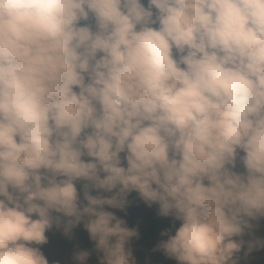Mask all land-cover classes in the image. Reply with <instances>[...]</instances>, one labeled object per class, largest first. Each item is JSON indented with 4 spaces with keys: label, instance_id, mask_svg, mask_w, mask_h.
Wrapping results in <instances>:
<instances>
[{
    "label": "clouds",
    "instance_id": "9594fccd",
    "mask_svg": "<svg viewBox=\"0 0 264 264\" xmlns=\"http://www.w3.org/2000/svg\"><path fill=\"white\" fill-rule=\"evenodd\" d=\"M131 193L176 264L264 248V0H0V264H136Z\"/></svg>",
    "mask_w": 264,
    "mask_h": 264
},
{
    "label": "rangeland",
    "instance_id": "374dc122",
    "mask_svg": "<svg viewBox=\"0 0 264 264\" xmlns=\"http://www.w3.org/2000/svg\"><path fill=\"white\" fill-rule=\"evenodd\" d=\"M239 167V166H238ZM242 170V169H239ZM79 190V184L77 185ZM136 209V214L141 217H148L150 215L158 216L161 221L168 226H179V222L172 217H163L158 214V205L153 204L148 206L145 204L136 193H131L128 197ZM113 211L118 217L124 219L127 226L136 228L137 236L131 238L128 247L131 250L132 256L136 264H176V261L164 255L163 251L157 246L165 237L159 235L158 239H146L147 245L144 249L141 248L140 242L149 236L153 230L149 222L141 224L136 220L134 212L128 204L124 211L118 209H109ZM252 235L256 238L264 239V218L252 221ZM47 242L40 245V249L45 258L51 264H76L74 254L78 251H89L91 255L88 257L86 264H98L97 254L93 251L94 242L90 239L89 234L84 229L83 224H79L72 228L67 235L64 234L63 229H57L55 225L46 231ZM140 249L142 256L135 255V250ZM243 254V249L237 254L239 257ZM251 264H264V248H255L251 251Z\"/></svg>",
    "mask_w": 264,
    "mask_h": 264
},
{
    "label": "trees",
    "instance_id": "16d2710c",
    "mask_svg": "<svg viewBox=\"0 0 264 264\" xmlns=\"http://www.w3.org/2000/svg\"><path fill=\"white\" fill-rule=\"evenodd\" d=\"M129 204H130V206L134 212V216H135L136 220L139 221L141 224H145V223L149 222L151 224L152 229H153V230H151L152 233L149 236H146L145 239H143L140 242L142 249H144L145 246L147 245L146 239H150V238L151 239H158L159 235H161L162 232L171 230L174 233L175 228L179 227V226H168L165 222L161 221V219L156 215H150L148 217H141L135 213L136 209H135L134 204L131 201H129ZM164 239H166V237ZM244 239L247 240V239H249V237L246 235L244 237ZM134 254L138 255V256H142V251L140 249H136ZM250 257H251V252H248L246 248L243 249V254L239 257L238 264H251ZM49 264H51V263H49Z\"/></svg>",
    "mask_w": 264,
    "mask_h": 264
}]
</instances>
